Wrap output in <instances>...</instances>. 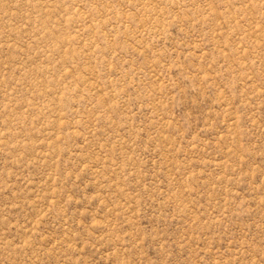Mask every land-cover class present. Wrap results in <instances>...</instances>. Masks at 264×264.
<instances>
[{
	"label": "rangeland",
	"instance_id": "1",
	"mask_svg": "<svg viewBox=\"0 0 264 264\" xmlns=\"http://www.w3.org/2000/svg\"><path fill=\"white\" fill-rule=\"evenodd\" d=\"M0 264H264V0H0Z\"/></svg>",
	"mask_w": 264,
	"mask_h": 264
}]
</instances>
